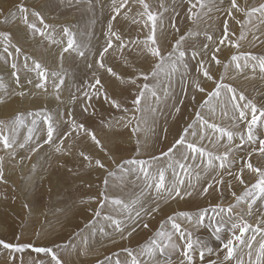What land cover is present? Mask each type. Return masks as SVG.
<instances>
[{
  "label": "rangeland",
  "instance_id": "rangeland-1",
  "mask_svg": "<svg viewBox=\"0 0 264 264\" xmlns=\"http://www.w3.org/2000/svg\"><path fill=\"white\" fill-rule=\"evenodd\" d=\"M120 2L116 0L117 5ZM237 2L243 11L233 10V15L228 16L225 10L230 6V0H223V3L220 0H205L207 7L201 9L197 6L192 11L198 17L189 19V0H146L150 11L158 14L156 39L165 57L162 67L156 69L159 60L148 52L143 43L151 34V22L147 21V16L141 15L144 10L136 0H128L119 15L113 11V0H0V33L10 34V43L0 38V69L3 67L0 73V99L3 100L0 103V121L5 133L15 137L12 148L4 149L0 144V157L3 158L0 165L6 181H0V240L51 247L63 264H115L117 259L121 264H126L130 257L125 249L139 255L153 239H160L157 232L165 231L172 233L171 244L177 247L169 246L164 253L157 251L154 258L147 255H140L139 258L147 264H180L185 241L172 229L168 220L172 216L181 224L182 231L187 229L194 240L202 241L211 249L210 252L205 251L201 259L200 248L194 247L192 264H212L213 261L220 264L223 261L226 253L223 243L231 238L233 231L239 235L238 229H232V223L246 221L255 228L258 221L264 218V197L257 196L251 215H248L251 197H245L239 203L236 201V196H243L245 190L259 179L246 167L247 163L264 169V156L259 154V140L264 139V126H257L256 142H247L246 138L242 142L239 133L244 131L246 136V127L243 121L236 120L239 113L233 108L231 93L221 89V95L211 100L207 95L214 90L216 83L231 85L237 94L242 92L247 98L238 103L243 105L251 100L258 108H264V72L260 71L258 60L249 58L247 67H244L247 57H264V17L258 12L247 15L251 8L259 7L264 0ZM20 4L29 9V21L40 28L43 25L31 12L38 11L44 17L45 23L50 26L44 29L47 36L33 35L20 18L17 10ZM113 16H116L115 20ZM225 21L229 29L227 38L224 33ZM109 23L113 31L120 35L124 48L119 50L116 47L118 42L113 37V48L104 54L103 62L122 79L110 75L97 64L109 38ZM173 24L179 31L173 28ZM64 27L73 34L75 47L84 52L83 56L72 49L63 51L68 40L63 32ZM189 32L197 35H188ZM241 33L244 39L240 38ZM182 35L186 36V40L181 50L186 54L183 61L178 63V70L172 72L168 53L173 52V45ZM207 35L213 39L208 40ZM221 39H225L223 45L219 44ZM233 44L239 46L233 47ZM11 45L18 46L21 52L16 53ZM204 45L208 47L205 49ZM6 46L12 55L4 51ZM194 51L197 53L195 57L192 55ZM213 55L221 61L220 64L212 60ZM234 55L241 57L240 69L232 60ZM177 56L178 53L173 52L171 60H176ZM33 61H38L47 70L44 81L46 91L35 87L42 81L37 71L32 70ZM201 62L214 80H207L203 76ZM13 63L17 66L15 69L12 68ZM153 71L156 72L155 76L152 75ZM142 74H147L149 79L145 81ZM97 77L102 82L103 91L94 95L101 87H92ZM60 78L64 83L57 90L53 85L59 83ZM132 80L136 83L132 84ZM197 80L206 89L205 92L194 88L193 81ZM145 83L156 92V97L145 92L139 105L140 111H137L132 101ZM57 91L59 101L56 99ZM21 92L24 95H20ZM104 93H107V100ZM112 101L120 107H115ZM177 107L179 112L175 110ZM197 112L209 123L236 134L229 144L227 137H220L218 132L206 127L201 129L197 121L193 130L198 135H188V141L197 143L213 156L225 153L226 145L232 151L224 168H220V161L215 159L214 168H207V156L201 159L199 154H190L196 158L184 161L181 157L184 149L177 146L175 158L190 166L188 174H185L176 165L168 168L171 161L162 153L184 134V129L196 119ZM18 116L22 123L17 122ZM48 117L56 129L51 144L45 143ZM73 120L95 132L103 150L85 132H73ZM137 128L139 130L134 132L133 129ZM12 129L15 132H11ZM29 129H32L31 137L26 139ZM201 134L204 136L202 140ZM60 141H63L62 151L56 152L55 146ZM20 144H24V147H20ZM33 148L37 151L33 152ZM81 152L92 158L91 166L80 155ZM153 157L159 158L152 162L150 171L153 174L160 168L165 169L166 184L171 185L177 179L175 171L185 181L184 189L193 191V195L165 201L158 197L154 188L146 187L142 174H125L116 167L124 160L152 161ZM96 159H100L106 167L98 168ZM109 171L115 175L108 176ZM237 177L244 182L241 183ZM220 179L224 182L217 183ZM189 183L194 190L188 188ZM209 183L213 187L207 194L201 195L202 189ZM101 193L109 200L119 198L130 205L133 200L138 203L131 206L130 212L110 202H105L101 208ZM157 204L160 210L152 212L151 209ZM229 205H235L231 219L228 214L219 213L220 207L227 208ZM97 209L100 216L95 215ZM204 210H207L206 213ZM179 213H188L192 217L191 222L179 216ZM202 213L203 221L197 223ZM106 215L122 222L123 235L127 239H121L115 226L104 219ZM145 223L148 224L147 228L144 227ZM217 226L222 228L219 240L214 235ZM101 228L104 232L100 231ZM130 231L132 235L128 236ZM253 235V231L249 230L244 234V239L248 240ZM255 235L253 262L262 239L260 234ZM161 242L169 243L167 240ZM247 252L244 245L237 244L235 257L225 264H236L237 258L249 264ZM13 257L14 264H21V260L23 264H53L50 256L36 253L31 248L22 253H12L0 247V264H11Z\"/></svg>",
  "mask_w": 264,
  "mask_h": 264
},
{
  "label": "snow or ice",
  "instance_id": "snow-or-ice-1",
  "mask_svg": "<svg viewBox=\"0 0 264 264\" xmlns=\"http://www.w3.org/2000/svg\"><path fill=\"white\" fill-rule=\"evenodd\" d=\"M136 2H138L142 8H143V13H141L142 16H147V21L151 22V34L147 37L146 41H143V43L145 44V47L147 48L148 52L153 56L158 58L159 63H157L155 65L156 69H160L162 67V65L165 62V57L162 54V51L160 49V47L157 44V39H156V28H157V20H158V14L153 13L150 11V5L148 3H146V0H136ZM209 2H215V0H209ZM221 3H223V0H220ZM128 3V0H121V2L117 5L116 0H113V11L119 15L121 9ZM189 3L191 5V7L189 8V19H193V17H198V14L193 12L192 10L197 8V6H199V8L204 9L205 7H207V4L205 3V0H189ZM162 8L164 7L163 3H161L160 5ZM17 10L20 13V18L22 19L23 23L25 25H27V27L32 31L33 35L39 34L42 37L47 36L48 34L44 31V29L50 27L49 25H47L44 21V17L38 12L33 10L31 12V15L36 17L37 20L39 21V23L41 25H43V28H40L37 26L36 23H32L29 21V9L27 7H25L23 4H20L17 6ZM166 10V9H165ZM209 11H211V8L208 9ZM218 11L220 9H217ZM233 10L235 11H243V9H241L238 5L237 0H230V6L225 10L226 14L228 16H232L233 15ZM260 13V15L262 17H264V3H261L259 5V7L256 8H251L248 12L247 15L251 16L254 13ZM13 15H15L13 13ZM113 20L116 19V16L112 17ZM147 24V22H146ZM173 28H175L176 31H179L178 28H176L175 24L172 25ZM229 29H228V24L227 21L224 22V33H225V38H227V33H228ZM63 32L64 34L68 37L67 40V46L64 48V52H68L70 49L75 50L78 52L79 55L83 56L84 52L80 51L78 47H75V40L73 38V34L70 32V30L67 27L63 28ZM188 35H197V33H191L189 32ZM107 36L109 37L106 41V46L104 47L103 51L100 53V60L97 61V64L99 65L100 68L105 69L110 75L112 76H117L118 74L116 72L113 71V69L111 67H107L105 65V63L103 62L104 59V54L107 53L109 51V49L113 48V37L115 38V41L118 42L116 44V47L119 50H122L124 48V44L123 41L120 37V35L113 31L112 28V24L109 23L108 24V32H107ZM0 38H2L6 43H10V34L9 33H0ZM241 39H244L243 33H241ZM207 39L208 40H212L213 37L211 35H207ZM186 40V36H180L178 40H176L175 44L173 45V52H177L178 56L176 60H171V57L173 55V52H169L168 53V61L170 62L171 65V71L175 72L178 70L177 65L178 63L183 61V58L185 57V51L181 50L182 48V44L183 42ZM225 43V39H221L219 41V44L223 45ZM14 49L16 53H20L21 49L16 46V45H11ZM233 47H238V44H233ZM208 46L204 45V48L206 49ZM4 51L6 53H8V55H12V53L8 52V47L6 46L4 48ZM216 51H219V47H217ZM193 57H195L197 55V53L194 51L192 53ZM252 59V60H258V64H259V68L261 72H264V57H255V56H249L245 59V64L244 67H247V59ZM25 59L27 60L28 57H25ZM241 57L239 56H232V60L234 62H236V68L240 69L241 68V64L239 63ZM212 60L215 61L216 64H220L221 61L216 57V55L212 56ZM34 64V71H37L38 76L41 78L40 83H37L35 85L36 88L38 89H42L44 91H46V84L44 83V81H46L47 79V75L46 69L42 68V65L38 62V61H33ZM27 67V64L25 65ZM92 65L90 64L89 67H91ZM17 66L15 63L12 64V68L15 69ZM185 68H187V65H184ZM225 67H227V65H225ZM253 68H255V65L253 66ZM200 71H202V74L205 78H207V80H214L213 76L210 74L209 70L207 68L204 67V63L201 62L200 63ZM13 75L15 76L16 73L13 72ZM53 75H56L55 73H53ZM152 75L155 76L156 72L153 71ZM142 78L147 81L149 79L147 74H142ZM122 79V78H120ZM222 79V78H221ZM19 81V78L17 77V82ZM123 82V81H122ZM132 84H135L136 81L132 80L130 81ZM64 80L63 78L59 79V83H56L53 85V87L57 90H59V88L63 85ZM96 85H100V89L97 90V93L95 94H99L100 92L103 91V85L101 80L97 77L95 79V84L92 85L93 88L96 87ZM193 86L196 90L200 91V92H205L206 89L204 87L201 86V84L199 83V81H193ZM221 89H226L227 92L231 93V101L233 102V108L239 113L238 116L236 117L237 122L239 121H243L245 123V127H246V136H245V132L241 131L239 133L240 135V139L241 141H246L247 142H256V128L257 126H264V108H258L256 106V104H254L251 100H247L246 103H244L243 105H241L240 103H238L237 101H245L247 98L245 97V95L240 92L239 94H237V90L235 88H233L231 85H226V84H222V83H216V86L214 88L213 91L208 92L207 95L209 97V100H211L212 98L216 97L218 98L221 95ZM145 92H149L151 94V96L156 97V92L149 87V85L147 83H145L143 85V87L139 90L138 94L136 95V98L132 101V103L134 105L137 106L136 110L140 111L139 105L141 104L142 100L145 97ZM20 95H24V93H20ZM105 99L107 100V93H104ZM56 99L59 101L60 100V96L59 93L57 91L56 93ZM158 99V97H157ZM193 99H195L193 97ZM208 101H206L205 103H207ZM0 103H3V100L0 99ZM113 105L117 108L120 107L119 104H117L115 101H112ZM181 103H183V101H181ZM204 105H201V107H203ZM176 112H179L180 109L177 107ZM85 111H87V109H85ZM38 115V114H37ZM249 115L251 116V118L249 119ZM17 122L22 123L21 118L18 116L17 118ZM47 122H48V128H47V140L45 141V143H53V135L54 132L56 131V129L54 128L53 124L51 123V118L48 117L46 118ZM197 121H199L200 127L201 129L203 128H208V129H212L213 132H218L220 134V137H227V140L229 142V144L232 142L233 137L236 133H234L233 131L226 129V128H222L219 127L218 125H216L215 123H209L208 120H206L201 113L197 112L196 113V119L192 121V123H190L185 129H184V134L180 135L179 138L175 141V143L167 149V151L162 153V156L164 157H168L170 159V163L168 164V168H173V165H176L177 167H179V169H181L185 174H188V169L190 166L186 165L185 163L181 162L180 159H176L174 152L177 149V146H181L184 149V152L181 153V157L184 161H187L189 158L195 159L196 156L195 155H191L190 154H199V157L201 159H203L205 156H207V168H214V164H213V160H218L220 161L219 167L220 168H224L225 167V162L228 160V156L229 153L232 151L231 147H227V151L225 153H223L222 155H217V156H213V154L211 152H207L203 147L198 146L197 143L195 142H191L188 141L186 139V137L188 135H191L193 137H196L198 135V133L193 130L194 126L196 125ZM33 123H35V121H33ZM127 126V125H125ZM71 127H72V131H83L86 133V135H88L91 140L94 142L95 145L99 146L101 148V150H103V146L101 144V141L97 138L95 132L86 129L84 124H77L75 120L71 121ZM139 129H133L134 132L138 131ZM11 132H15V129H12ZM31 133H32V129H29V137H27L26 139L31 137ZM67 135H71V133H68ZM200 139H204V136L201 134L200 135ZM15 143V137L11 134H6L4 131V127H3V122L0 121V144L3 145L4 149H9L12 148L13 145ZM62 145H63V141H60L59 145L55 146V151L56 152H61L62 151ZM20 147H24V144H20ZM139 141H137V153H139ZM33 152L37 151L36 148L32 149ZM253 151H256L255 149ZM259 154L261 156H264V139L259 140ZM80 155L84 158V160L89 161L90 164L89 166H91V160L92 158L88 155H86L85 153L81 152ZM249 156H251V153H249ZM2 157H0V161H2ZM159 159L158 157H153L152 161H146L143 159H128V160H124L122 164H117L116 167L122 172V173H140L143 175L145 182H146V187L149 189L154 188L158 197L165 199V201H167V199H176V198H180L183 199L185 196H192L193 195V191H188L184 189V184L185 181L183 179H181L179 177V175L177 173H175L174 171V175L177 176V179L171 184L168 185L166 184L165 181V169L160 168L157 170L156 174H153L150 169L152 167V162ZM95 165L98 168L104 169L106 166L105 164L100 160V159H96L95 160ZM125 165H127L128 167H125ZM246 167L253 173H256L259 177V179L256 181V183L252 184L250 189H246L243 196H236L235 193H233V196H236V201L237 203H239L241 200H243L245 197H251L252 198V203L248 204V215H251V209H252V204L255 203V200L257 198V196H262L264 197V169H261L259 167H254L253 164L251 162L247 163ZM241 171H243V169H241ZM115 175L114 172L109 171L108 172V176H113ZM139 178V176L137 177ZM199 178V176L197 175V179ZM237 179H240L239 177H237ZM0 181H4V172H3V167L2 165H0ZM6 182V181H4ZM224 181L222 179L218 180L217 183H223ZM240 182L243 183L244 181L242 179H240ZM105 185H107L108 181L107 179H105L104 181ZM213 187L212 183H209L207 185V187H204L201 191V195L207 194L209 189H211ZM188 188L193 189L194 190V186L189 183ZM101 196L103 197V200L100 202V207H104L105 202H110L111 205L114 206H118L119 208H121L124 211H129L131 210V206L135 205L136 203H138L137 200H133L131 202V205L129 203L124 202L123 200L119 199V198H112L109 200V197L104 195V193H101ZM235 207V205H229L227 208L224 207H220L219 208V213H225L229 215V219H231V214L233 212V208ZM160 210V205L157 204L156 207L152 208L151 211L152 212H156ZM205 213L207 210H204ZM213 211H216V209H213ZM150 214V213H147ZM96 216H100V210L97 209ZM137 216H139V212L136 213ZM179 216L182 217H186L189 222H191L192 217L188 214V213H179ZM204 218V214L202 213L200 215V217L197 219V223H201L203 221ZM105 220L110 221V223L112 225L115 226V231L117 233L121 234V239H127V236L123 235L124 229L121 226V221L118 219L113 218L110 215H106L104 217ZM168 220L171 222V227L172 229L175 230V232H178L180 234V239L184 240L185 243L182 246V250H181V256L183 257V259L180 261V264H192L193 261V257H192V251L194 249V247H199L200 248V257L201 259L204 258V252L205 251H211V249H208L207 246L199 240H194L192 238V234L190 231H188L187 229H184L183 231L181 230L182 226L180 223H178L176 221L175 217L169 216ZM240 220H243V217H240ZM144 227L147 228L148 224H144ZM163 228V225L161 226ZM232 229L239 230V235L236 234L235 231H233V234L231 236V238L227 239V242L223 243V247L226 250V253L224 255L223 261L220 262V264H225V262H230L236 254V247L237 244H242L244 245L247 249V255L249 257V264H264V218H261L257 225L255 226V228H253V226L251 224H249L248 222L244 221L243 223L240 222H234L232 223ZM249 230H252L254 235L246 240L244 239V234L246 232H248ZM101 232H104V229L101 228L100 229ZM132 231H135V229H133ZM222 231V228L220 226H217L215 228L214 231V235L216 236V239H221L219 233ZM255 234H260L262 239L258 245V249L256 251V257H255V261H252V248H253V241L256 240V235ZM128 236L132 235V232H128L127 234ZM157 237L160 238L159 240L157 239H153L150 243V245L145 246L144 249H142V251L139 253V255L134 254L133 251L131 249H125L124 251L127 252L128 257H130V260L126 261V264H147V262H142L141 259L139 258L140 255H147L150 258H154L155 254L157 251H159L160 253H164L165 250L171 246L173 248L177 247V245L175 244H171V239H172V233L169 232H165V231H159L157 232ZM20 237H17V240H19ZM163 240H167L169 243H162L161 241ZM0 247H2L5 250H10V252L12 253H22L25 251V249H29L31 248L34 252L36 253H44L48 256L51 257V261L53 262V264H63L62 260L58 257L56 251L53 250V248L51 247H34L31 243H9L6 242L4 240H0ZM59 247V246H57ZM14 260L15 258L13 257L11 260V264H14ZM21 264H23V260H21ZM42 264V262H41ZM100 264H104V262H100ZM115 264H121V261L119 259H117L115 261ZM212 264H216L215 261L212 262ZM236 264H244L243 259L242 258H237L236 259Z\"/></svg>",
  "mask_w": 264,
  "mask_h": 264
},
{
  "label": "bare ground",
  "instance_id": "bare-ground-1",
  "mask_svg": "<svg viewBox=\"0 0 264 264\" xmlns=\"http://www.w3.org/2000/svg\"><path fill=\"white\" fill-rule=\"evenodd\" d=\"M235 14V13H234ZM5 68V67H4ZM3 67L0 69V73L2 72ZM7 105H11V104H7ZM7 105H4L3 107H6Z\"/></svg>",
  "mask_w": 264,
  "mask_h": 264
}]
</instances>
